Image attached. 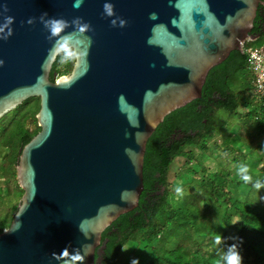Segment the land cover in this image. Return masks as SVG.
Here are the masks:
<instances>
[{
  "label": "water",
  "instance_id": "water-1",
  "mask_svg": "<svg viewBox=\"0 0 264 264\" xmlns=\"http://www.w3.org/2000/svg\"><path fill=\"white\" fill-rule=\"evenodd\" d=\"M74 2L0 0L8 8L0 23L14 18L12 35L0 39V118L38 97L40 128L18 155L23 192L0 232V264H79L73 249L94 264L102 232L138 205L148 138L166 115L201 97L213 66L257 37L251 30L264 3L107 0L126 21L113 27L106 0H83L79 9ZM43 12L91 25L86 59L63 74L75 80L70 88L57 85L63 75L49 79L52 60L42 68L51 47Z\"/></svg>",
  "mask_w": 264,
  "mask_h": 264
},
{
  "label": "trees",
  "instance_id": "trees-1",
  "mask_svg": "<svg viewBox=\"0 0 264 264\" xmlns=\"http://www.w3.org/2000/svg\"><path fill=\"white\" fill-rule=\"evenodd\" d=\"M263 23L264 3L258 6L251 30L257 37L247 40L245 47L258 39L263 44ZM247 60L245 50H232L209 70L201 97L170 112L159 123L146 143L138 205L102 232L94 264H128L134 254L143 257L142 264H225L221 258L233 244L238 246L242 264H264V188L257 191L252 183L245 184L236 170H211L193 155V148L200 149L202 156L217 149V144L209 142L217 141L214 111L218 108L226 109L227 118L244 119L243 126L254 132L252 136H264V96L253 92ZM71 68L53 63L49 79L68 74ZM237 73L241 83L233 79ZM38 109L39 98L29 97L0 118V177L6 181V190L20 189L15 167L21 148L40 129L35 117ZM234 141L243 144L239 132ZM243 145L247 150L243 156L233 158V151L228 149V153L227 148L226 155L246 164L253 180H264V145ZM257 148L259 155L254 154ZM184 159L193 160L191 173L184 172L177 183L176 176L170 178L171 166ZM174 186L181 187L184 195L178 196ZM18 203L10 206L6 216L0 204V232L9 226ZM213 217L220 224L214 231L210 226ZM219 234L223 242L218 245Z\"/></svg>",
  "mask_w": 264,
  "mask_h": 264
},
{
  "label": "clouds",
  "instance_id": "clouds-1",
  "mask_svg": "<svg viewBox=\"0 0 264 264\" xmlns=\"http://www.w3.org/2000/svg\"><path fill=\"white\" fill-rule=\"evenodd\" d=\"M83 3V0H75L73 7L79 9ZM8 11L6 5H0V15H3ZM103 15L107 17H115L111 20V25L113 27L119 26L124 27L126 21L119 16L115 15L114 5L111 2H106L103 4ZM47 12H43L39 20L43 24V27L47 30L48 36L46 37L51 42V47L47 50V55L42 64V68L46 66L49 60H52L54 63H59L65 67L69 65H74L79 63L81 60L86 59L88 55V49L92 43V39L87 35L88 32L92 31L91 25L88 22H84L82 17H74L71 21H68L64 18H53L48 17ZM155 17V13L150 14V18ZM119 21V25H117ZM14 22L12 16H4L3 22L0 23V39L7 40L9 36L12 35L11 24ZM34 18H29L27 23L32 24ZM71 28V31H66V29ZM86 42V44H85ZM4 64L3 59H0V66ZM75 80L70 79L68 75H63L57 81V85L70 88ZM236 172L240 179L245 183H252L253 186L259 191L261 188H264V180L255 179L250 173V170L246 164L240 163L236 165ZM175 192L178 196H183V189L179 186L175 188ZM20 225L17 224V227ZM218 245L223 242L222 236L219 234L216 237L215 241ZM85 249L87 245L83 246ZM67 248L62 250L65 252ZM123 250H127L123 248ZM75 253L72 257L74 261H79V264H84L85 255L77 249H73ZM59 255V254H58ZM56 253H53V256L58 257ZM225 264H242V257L238 251V246L233 244L229 246L228 252L225 256L221 258ZM66 264V262H64ZM130 264H139L138 258H133ZM219 264V262H218Z\"/></svg>",
  "mask_w": 264,
  "mask_h": 264
},
{
  "label": "rangeland",
  "instance_id": "rangeland-1",
  "mask_svg": "<svg viewBox=\"0 0 264 264\" xmlns=\"http://www.w3.org/2000/svg\"><path fill=\"white\" fill-rule=\"evenodd\" d=\"M262 41L260 39L258 40H254V41H250L248 42L247 45H249V47H261ZM263 45V44H262ZM233 79L236 81V83H241V74L237 73L233 76ZM232 79V80H233ZM252 92V91H251ZM254 92V91H253ZM214 123H216L217 125H215L217 127L216 131H215V138L217 139V141H215L216 143H214L213 140H211L209 142V144L211 146H213V144H217V149L213 150L211 153L207 152L206 156H202V152L200 149L198 148H193V155L195 157L196 160H199L200 162L204 163L207 165V168L211 169V170H219L222 168H226L230 171L235 172L236 170V165L240 164L238 161H234L233 158L238 157V156H243L247 150L245 148V146L243 144H250L251 146H255L258 142L264 145V136L263 135H259V134H255L252 136V134H254L253 131L249 130V128L247 126H243L244 119L241 120H235V119H231V118H227V111L224 108H218L217 110L214 111ZM240 127V128H239ZM239 132L240 134V138L243 144H239L237 141H234V135ZM227 148V152L229 153L230 151L228 149H231L233 151L232 157L231 156H227L226 155V150ZM192 148H188V150H191ZM261 152V150L259 148H257L256 150H254V154H258ZM182 160V159H180ZM178 160V161H180ZM186 159H184L183 162L179 163H175L171 166V171H170V178L173 179L174 176H176V181L177 183L180 182L179 176H181L184 172H190V167L193 164V160H190L189 162H187ZM262 164L260 163L259 166H261ZM181 166V167H179ZM0 188L2 189V192L6 193L3 194V198H0L2 200H0V204L3 205V211H2V215L6 216L9 212L10 206L14 205L16 202L19 201L20 197H21V192L19 188H14L16 190H13L10 188V190H6V181L3 177H0ZM174 188H176L174 186ZM170 189L173 191L172 187H170ZM189 191H192L190 188H188ZM2 192L0 190V195H2ZM10 193V196H8V194ZM237 193H239L237 191ZM8 196V197H7ZM7 197V198H6ZM1 207V205H0ZM205 207H202L201 209V213L204 211ZM231 208V207H230ZM229 209V207H228ZM232 209V208H231ZM200 220V219H198ZM219 221L213 217L212 221H211V228L212 230H216L218 228V226L220 225L218 223ZM166 233V232H165ZM167 237V236H166ZM195 244L190 245V248L193 249L195 248ZM128 248V247H126ZM137 254H134L132 256L129 257L128 260V264H130L131 260L135 257H137L139 259V264H142L144 259L143 257H139L136 256Z\"/></svg>",
  "mask_w": 264,
  "mask_h": 264
},
{
  "label": "built area",
  "instance_id": "built-area-1",
  "mask_svg": "<svg viewBox=\"0 0 264 264\" xmlns=\"http://www.w3.org/2000/svg\"><path fill=\"white\" fill-rule=\"evenodd\" d=\"M246 42L247 40L242 44V49L248 54V68L251 71L250 83L256 94L264 96V52L262 47H245Z\"/></svg>",
  "mask_w": 264,
  "mask_h": 264
},
{
  "label": "flooded vegetation",
  "instance_id": "flooded-vegetation-1",
  "mask_svg": "<svg viewBox=\"0 0 264 264\" xmlns=\"http://www.w3.org/2000/svg\"><path fill=\"white\" fill-rule=\"evenodd\" d=\"M262 34L264 35V23L262 24ZM263 44H264V38H263ZM263 46V45H262ZM70 72V71H69Z\"/></svg>",
  "mask_w": 264,
  "mask_h": 264
},
{
  "label": "crops",
  "instance_id": "crops-1",
  "mask_svg": "<svg viewBox=\"0 0 264 264\" xmlns=\"http://www.w3.org/2000/svg\"><path fill=\"white\" fill-rule=\"evenodd\" d=\"M262 47V46H261Z\"/></svg>",
  "mask_w": 264,
  "mask_h": 264
}]
</instances>
